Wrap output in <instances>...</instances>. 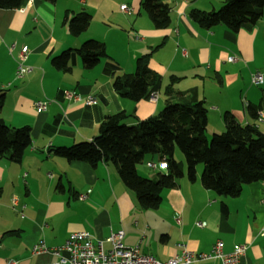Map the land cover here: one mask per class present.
<instances>
[{"label": "crops", "instance_id": "1", "mask_svg": "<svg viewBox=\"0 0 264 264\" xmlns=\"http://www.w3.org/2000/svg\"><path fill=\"white\" fill-rule=\"evenodd\" d=\"M162 1L170 5V23L164 28H155L148 14L140 11L142 0H21L16 8H0V91L5 94L0 114L11 127L29 126L31 136L19 162L0 157V264L53 262L55 255L32 254V246L40 241L47 247L60 246L70 232L80 229L104 239L119 228L126 245H137L158 259L178 253V243L204 252L221 241L224 252L246 245L239 264H264V236L258 234L264 224V180L245 184L238 196L230 197L205 189L196 171L194 181L184 175L177 187L163 189L157 208H144L111 162L91 166L49 152L92 140L106 115L124 111L127 124L157 115L173 78L176 94L204 101L207 127L209 116L218 119L213 133L224 130L225 112L241 124L256 122L254 109L264 116V83L261 89L250 84V73L264 64V16L237 32L223 25L204 28L190 19L189 9L216 10L224 0ZM122 4L132 11L123 12ZM82 11L91 14L89 26L73 36L65 19ZM90 38L102 41L108 56L86 69L74 49ZM22 46L28 49L26 64L32 70L17 78L16 58ZM66 49L72 52L70 71L64 72L51 59ZM147 52L149 69L161 77L154 91L157 99L119 96L113 75L133 72L136 58ZM230 55L237 59L228 61ZM69 90L83 98L93 95L94 102L67 99ZM37 101H46L47 109H37ZM257 124L264 131V117ZM145 159L137 165L144 177L154 179L168 169L158 154Z\"/></svg>", "mask_w": 264, "mask_h": 264}, {"label": "trees", "instance_id": "2", "mask_svg": "<svg viewBox=\"0 0 264 264\" xmlns=\"http://www.w3.org/2000/svg\"><path fill=\"white\" fill-rule=\"evenodd\" d=\"M54 1V0H47ZM21 0H0V8H16ZM141 7L148 14L155 28L170 23V5L162 0H142ZM190 19L204 28L223 25L233 32L251 25L264 16V0H224L216 10L204 11L190 8ZM91 14L77 12L66 18V26L73 36L85 31ZM84 68L94 67L107 51L102 41L90 38L74 49ZM71 49L62 51L51 59L57 69L70 71L68 64ZM150 52L136 58L133 72L115 74L112 86L115 92L132 101L147 99L157 91L161 77L148 67ZM172 82L165 87V103L157 115L136 124H127L124 111L106 115L98 125V133L92 140L75 142L68 146H56L49 150L67 160H80L95 166L100 161L115 165L121 181L136 195L144 208H157L163 189L178 186L186 175L189 181L196 177V167L203 165L200 182L205 189L217 194L236 197L245 184L264 180V131L256 122L239 123L232 114H223L224 130L206 136L207 108L204 101L193 95L176 94ZM5 94L0 91V112ZM255 109L251 111L256 118ZM30 127H11L0 114V157L19 162L30 145ZM176 147L182 152L185 164L174 158ZM148 154H158L168 169L156 178H147L137 172V165ZM186 165V166H185ZM225 210V206H223Z\"/></svg>", "mask_w": 264, "mask_h": 264}, {"label": "built area", "instance_id": "3", "mask_svg": "<svg viewBox=\"0 0 264 264\" xmlns=\"http://www.w3.org/2000/svg\"><path fill=\"white\" fill-rule=\"evenodd\" d=\"M29 4L20 7V10L27 9ZM123 12L129 13L132 8L127 5H120ZM28 49L22 46L17 54L15 76L21 78L28 74L32 67L26 64ZM236 56L230 55L228 61H234ZM264 83V64L261 70L250 73V84L261 85ZM67 99L73 101H83L85 104L94 102L93 95H87L84 98L80 93L75 91H66ZM151 100L157 99L156 92H152L149 97ZM37 109L46 110V101H37L35 103ZM248 106L247 102H244ZM256 120L262 121L263 111L257 109L255 111ZM153 166L152 163H147ZM85 195H79V198H84ZM12 206L16 205V198H11ZM178 222V218L175 216ZM201 225V222H197ZM258 234L264 236V224L259 228ZM124 230L119 228L115 231H110L109 235L104 239H94L92 234L85 230H75L68 234L64 242L57 247H47L42 241L34 244L31 248L32 254L50 253L57 257L56 261L45 262L40 264H194L196 262L219 259L221 264H239L240 257L246 251L245 244H239L234 247L231 252L223 251V243L215 242L208 251L194 252L187 248L184 243H178V253L165 259H158L153 255L144 254L140 251L137 245H126L123 242ZM105 244L108 247L105 248ZM6 264H17L15 260H7Z\"/></svg>", "mask_w": 264, "mask_h": 264}, {"label": "rangeland", "instance_id": "4", "mask_svg": "<svg viewBox=\"0 0 264 264\" xmlns=\"http://www.w3.org/2000/svg\"><path fill=\"white\" fill-rule=\"evenodd\" d=\"M140 11L141 12H145L143 9H141L140 8ZM252 85V84H251ZM255 86V87H254ZM262 85H252L251 87L252 88H258V89H261L260 87H261ZM163 107V106H162ZM206 108H208L207 106H206ZM162 109V108H161ZM208 111V110H207ZM217 118H214V117H210L209 116V126L207 127V129H206V131H205V134H206V136L207 137H209L210 138V136L212 135V133H213V131L211 132V129L213 128V126H214V124H215V122L217 123ZM216 133H217V131H215ZM214 132V133H215ZM220 132V131H219ZM147 156V155H146ZM174 158H175V160H177V161H182L184 164H185V159H184V156H183V154H182V152L179 150V148L178 147H176V149H175V153H174ZM144 160H147V159H144ZM155 162V161H154ZM186 166V165H185ZM202 169H203V165L202 164H198L197 165V167H196V171H199V173H198V179H200V175H201V173H202Z\"/></svg>", "mask_w": 264, "mask_h": 264}]
</instances>
